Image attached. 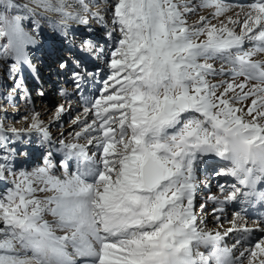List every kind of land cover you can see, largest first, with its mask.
Returning a JSON list of instances; mask_svg holds the SVG:
<instances>
[{
  "label": "snow or ice",
  "instance_id": "6c2138e0",
  "mask_svg": "<svg viewBox=\"0 0 264 264\" xmlns=\"http://www.w3.org/2000/svg\"><path fill=\"white\" fill-rule=\"evenodd\" d=\"M96 5L0 0L14 88L45 51L75 89L55 119L82 101L70 140L38 112L0 120V264H264V211L249 213L264 209V0ZM33 133L43 161L19 168Z\"/></svg>",
  "mask_w": 264,
  "mask_h": 264
},
{
  "label": "rangeland",
  "instance_id": "374dc122",
  "mask_svg": "<svg viewBox=\"0 0 264 264\" xmlns=\"http://www.w3.org/2000/svg\"><path fill=\"white\" fill-rule=\"evenodd\" d=\"M107 2H108V0H97L96 6L101 11V15H106L103 10H104ZM229 2L234 3V4H241V3L250 2V0H248V1L240 0V2H237L234 0H229ZM195 19H196V17L191 18L192 21H194ZM91 23H92V27L94 28V31H95L94 34L96 36L102 35L104 29L102 27H100L95 21H92ZM49 42H50L51 46L55 49L58 48L59 46H61L58 43V41H56L55 39H50ZM57 50H60V49L58 48ZM46 55H48V54L45 51L38 52L37 56L40 58L35 60L34 63H36V65H37L36 75L43 76L45 74V75L53 78V80L55 78L57 79V80H55V83H56L55 86L57 85L55 88V91L52 90L49 93L48 97H46V100H48V99H50V94H51L52 98H55L57 95H59L60 90L69 89L71 87H72L71 89H74V85L73 84L70 85L69 83H67V81H69L68 77L66 75L60 74L58 72V69L56 66V61H54V60H53L54 62L52 64L53 69H55V71L57 72V75L60 74V77L55 76L56 74L52 71L49 73L50 70L48 69L47 66H45L43 64V62H44L43 59ZM51 58H53V57H51ZM51 58H49V60ZM218 62L219 61L216 62L217 66L219 65ZM102 63L103 62L101 61L100 62L101 66H102ZM90 67H91V65H90ZM39 71H41V73H43V74H41V73L39 74L38 73ZM33 77H34V75L31 72H29L27 69H25L24 84L26 85L27 91L21 93L14 88L13 81L8 78L6 68L4 66H0V120H4V122L7 126H12V127L23 129V128H26L28 126V121L24 120L25 116L29 117V121H30L33 113L38 112V113H40V118L43 121H46L47 120L46 117H48V116H50V114H53L56 112L57 105H59V102L53 104L51 107L49 106L50 110H48V111H45L44 107L41 106V105L45 104L46 100H44V98H43L42 99L43 102H42L41 98H38V97H39V95H41L40 93L42 91H43V93L46 92V87L38 85V84H37V86H35L36 84L34 83ZM63 80H66L64 84L67 87L64 88L62 86L60 88V86L63 84V82H62ZM38 87H40V89ZM42 88H43V90H42ZM86 89H87V87L85 86L84 91H86ZM89 91H90L89 92V94H90L92 89L91 90L89 89ZM6 93H10L11 95L6 98L5 97ZM38 93H39V95H38ZM95 94H96V90H93V94H90V95L94 96ZM41 96L43 97V95H41ZM76 100H77V98L71 100V104L73 106L72 108H74L76 106ZM62 103H64L66 105L69 102H62ZM31 105L35 106V108H32ZM81 106H82V104L79 106L78 109H80ZM78 113H80V111H78L75 114L68 115L65 120L59 121L55 125L48 127L50 133L52 134V138L54 141L61 139V138L66 139V140H70L68 133L71 129L67 130L66 128L68 126L71 127L70 121ZM61 134H63V136ZM31 138L33 140V144L29 148V155L27 157H20L16 161V166L19 168H29L30 169L32 167H35L38 164H41L43 161L45 149L42 147H38L39 135L36 133H33ZM81 142L83 143V141H81ZM54 155L56 157H58L60 155V153L54 152ZM61 158L59 157L56 160H60ZM199 175H200L201 180H202L203 176H204L203 178H205L204 172L200 173ZM0 185H2L0 187V191H3L4 188H6L8 186V183L6 181L0 182ZM213 187L215 188V185H213ZM214 191H216V188L214 189ZM202 192H203V189L198 191L197 202H200L203 198H205V195L207 194L206 192H203V193ZM203 194H205V195H203ZM210 217H211L210 215L207 216V220ZM207 226H208V228H213V227H215V224L212 221H210V222L207 221Z\"/></svg>",
  "mask_w": 264,
  "mask_h": 264
},
{
  "label": "bare ground",
  "instance_id": "6f19581e",
  "mask_svg": "<svg viewBox=\"0 0 264 264\" xmlns=\"http://www.w3.org/2000/svg\"><path fill=\"white\" fill-rule=\"evenodd\" d=\"M234 1H237V2H240V0H234ZM242 1H244V0H242ZM245 1H248V0H245ZM234 4V3H233ZM235 10H238V9H235ZM95 32V31H94ZM59 49H61L62 47L61 46H59L58 47ZM58 48H56V50L58 49ZM48 57V58H47ZM54 59V58H53ZM44 62H43V64L45 65V66H47L48 67V69L50 70V71H52V72H54L56 75H57V72L55 71V69H53V60L52 59H50L49 60V56L48 55H46L45 57H44ZM50 61H52V63L50 62ZM55 61V60H54ZM48 64H47V63ZM51 63V64H50ZM218 64H219V62H218ZM41 70V69H40ZM44 77H46V76H44ZM50 80V81H49ZM53 80V78H49V79H45L44 80V84H46V85H44V86H46V92H44L43 93V88H42V93H43V97L41 96V95H39V93H38V95H39V97L38 98H41V101H42V99L44 98V100H46V97H48V95H49V93L52 91V90H54L55 91V88H56V86H55V82H53L52 81ZM66 80H63L62 82H63V84L60 86V88L63 86L64 88L65 87H67L65 84H64V82H65ZM67 83H69L70 85H72V83L70 82V81H67ZM98 82H96L95 83V85H86V87H87V89H86V91H83V95H86V96H92V95H90V94H93V90H96L97 91V89H98ZM39 89H40V87H38ZM72 88V87H71ZM71 88H69V89H63V90H67V92H69V93H71V92H73L75 89H71ZM89 89H92V91H91V93L89 94ZM45 91V90H44ZM47 93V94H46ZM41 96V97H40ZM58 98V99H57ZM77 98V100H76V106L74 107V108H72V110L70 111V112H68V113H66V114H62L61 115V117H60V119L59 120H56L55 119V114H56V112L55 113H53V114H50V116H48V117H46V121H44V123H45V126H47V127H49V126H53V125H55L57 122H59V121H63V120H65L66 118H67V116L68 115H72V114H75V113H77L78 111H80V109H78L79 108V106L82 104V101L77 97V96H72L71 97V100L72 99H76ZM43 102V101H42ZM57 102H59V104H61L62 102H69L68 101V99L64 96V95H62L61 94V90L59 91V95H57L55 98H52V96H51V94H50V99H48V100H46L45 101V104L44 105H41L42 107H44V109H45V111H48V110H50V107L53 105V104H55V103H57ZM68 104V103H67ZM66 104V105H67ZM50 106V107H49ZM31 107L32 108H35V106H32L31 105ZM82 107V106H81ZM77 108V109H76ZM57 111V110H56ZM80 113H78L77 115H79ZM67 130L68 129H71V127L70 126H68L67 128H66ZM66 132V131H65ZM54 158H56V156L54 155ZM208 166H212V162H210L209 164H207V165H203L202 167H204V168H207ZM201 173H203V172H201ZM202 177V176H201ZM204 177V176H203ZM202 177V178H203ZM214 185V184H213ZM2 186V185H1ZM203 189V188H202ZM214 187L212 186V191L213 192H215L214 191ZM203 192H206L207 193V191L206 190H204L203 189ZM202 192V193H203ZM202 195V194H201ZM203 195H205V194H203ZM207 196V194L205 195V197ZM229 211H232V209H229ZM252 219V218H251ZM252 220H255V219H252ZM208 222H210V221H212V218L210 217L208 220H207ZM213 222V221H212Z\"/></svg>",
  "mask_w": 264,
  "mask_h": 264
}]
</instances>
